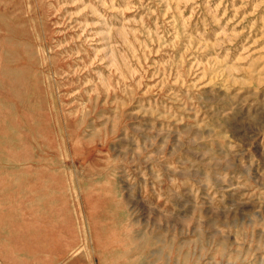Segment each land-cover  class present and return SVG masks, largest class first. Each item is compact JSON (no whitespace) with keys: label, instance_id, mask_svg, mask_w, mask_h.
Masks as SVG:
<instances>
[{"label":"rangeland","instance_id":"obj_1","mask_svg":"<svg viewBox=\"0 0 264 264\" xmlns=\"http://www.w3.org/2000/svg\"><path fill=\"white\" fill-rule=\"evenodd\" d=\"M0 264H264V0H0Z\"/></svg>","mask_w":264,"mask_h":264}]
</instances>
